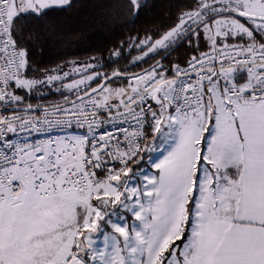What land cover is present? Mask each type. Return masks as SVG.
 Listing matches in <instances>:
<instances>
[{
	"label": "snow or ice",
	"instance_id": "obj_1",
	"mask_svg": "<svg viewBox=\"0 0 264 264\" xmlns=\"http://www.w3.org/2000/svg\"><path fill=\"white\" fill-rule=\"evenodd\" d=\"M71 5L0 0V264H264V0L181 5L129 38L142 73L37 67Z\"/></svg>",
	"mask_w": 264,
	"mask_h": 264
},
{
	"label": "trees",
	"instance_id": "obj_2",
	"mask_svg": "<svg viewBox=\"0 0 264 264\" xmlns=\"http://www.w3.org/2000/svg\"><path fill=\"white\" fill-rule=\"evenodd\" d=\"M111 2L72 0L67 9L54 10L43 22L34 25L35 31L41 34L34 50V64L44 69L59 65L69 70L72 61L81 65L92 62L97 63L103 73L113 69H128L131 73L146 70L161 57L149 56L144 61L134 62L142 52L129 43V38H143L148 33L167 29L176 22L181 5L188 6L190 0H143L146 6L134 22L124 9L109 7ZM116 51L119 56L114 55ZM190 51L183 46L172 59L183 61ZM43 93L34 95L31 101L49 105L63 100L55 90L44 89Z\"/></svg>",
	"mask_w": 264,
	"mask_h": 264
},
{
	"label": "rangeland",
	"instance_id": "obj_3",
	"mask_svg": "<svg viewBox=\"0 0 264 264\" xmlns=\"http://www.w3.org/2000/svg\"><path fill=\"white\" fill-rule=\"evenodd\" d=\"M147 58V57H146ZM145 58V59H146ZM144 59V60H145ZM144 60H141V61H144ZM141 61H139V62H141ZM103 73V72H102ZM153 155V158L155 159L157 156H159V153H153L152 154ZM147 171L149 172V174H152V172H154L155 170L154 169H152V168H150V167H147Z\"/></svg>",
	"mask_w": 264,
	"mask_h": 264
},
{
	"label": "water",
	"instance_id": "obj_4",
	"mask_svg": "<svg viewBox=\"0 0 264 264\" xmlns=\"http://www.w3.org/2000/svg\"><path fill=\"white\" fill-rule=\"evenodd\" d=\"M164 61H165V60H164ZM164 61H163V62H164ZM155 63H156V62H155ZM155 63H154V64H155ZM149 68H150V67H149ZM147 69H148V68H147ZM143 71H144V70H143ZM143 71H141V72H138V73H142Z\"/></svg>",
	"mask_w": 264,
	"mask_h": 264
},
{
	"label": "built area",
	"instance_id": "obj_5",
	"mask_svg": "<svg viewBox=\"0 0 264 264\" xmlns=\"http://www.w3.org/2000/svg\"><path fill=\"white\" fill-rule=\"evenodd\" d=\"M125 127H129V125H125ZM41 138H43V137H41Z\"/></svg>",
	"mask_w": 264,
	"mask_h": 264
}]
</instances>
